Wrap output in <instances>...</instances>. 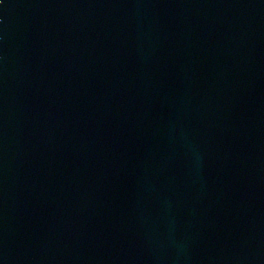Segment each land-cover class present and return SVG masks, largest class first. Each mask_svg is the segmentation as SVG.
<instances>
[{"label":"water","instance_id":"95a60500","mask_svg":"<svg viewBox=\"0 0 264 264\" xmlns=\"http://www.w3.org/2000/svg\"><path fill=\"white\" fill-rule=\"evenodd\" d=\"M0 264H264V0H0Z\"/></svg>","mask_w":264,"mask_h":264}]
</instances>
